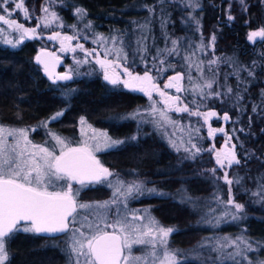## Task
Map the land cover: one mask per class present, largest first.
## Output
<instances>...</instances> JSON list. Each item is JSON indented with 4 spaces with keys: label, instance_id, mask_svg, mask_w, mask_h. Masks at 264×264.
I'll list each match as a JSON object with an SVG mask.
<instances>
[{
    "label": "trees",
    "instance_id": "1",
    "mask_svg": "<svg viewBox=\"0 0 264 264\" xmlns=\"http://www.w3.org/2000/svg\"><path fill=\"white\" fill-rule=\"evenodd\" d=\"M48 1L23 0L28 17L38 23ZM58 1L68 23L77 21V9L83 10V24L89 27L76 32V44H86L91 50L100 37L113 40L126 50L125 66L135 72L147 69L160 83L174 72H183L187 78L190 75L201 87L206 81H215L211 89L203 88L204 95L197 90L180 95V99L189 112L215 111L217 116L209 122L203 116L191 118L193 128L199 129L194 138L196 147L193 152L176 153L153 121H143L144 115L134 116L148 108V102L120 85L107 83L91 60L86 68L92 71L86 77L78 78L75 73L64 83L50 82L36 63L44 48L37 38L17 48L0 44L1 124L33 126L37 129L33 138L43 142L45 131L74 139L84 117L112 138L124 141L99 154L114 177L123 181L135 178L162 193L145 195L130 204L145 208L161 226L175 229L169 236V247L181 251L182 264H212L219 254L206 253V248L198 245H205L217 234L234 237L242 231L259 250L250 255V261L236 260L264 264V39L247 38L264 27V0ZM174 47L176 51H171ZM188 54L196 69L180 62ZM216 58L217 64H208ZM209 92L222 95L209 96ZM57 112L63 115L51 120ZM189 112L188 119L194 116ZM225 113L230 117L226 121ZM42 122H47L46 126H41ZM210 122L211 128H223L224 134L232 137L239 164L217 165L216 151L223 139L207 136ZM196 148L201 151L193 158ZM225 173L231 185L225 181ZM109 197L106 189L89 185L76 199L78 203H93ZM229 199L244 206L237 221L223 224L217 223L213 214L207 216L220 204L234 209L227 203ZM69 238L70 233L45 238L18 232L6 242V264H69ZM224 264L233 261L225 260Z\"/></svg>",
    "mask_w": 264,
    "mask_h": 264
},
{
    "label": "snow or ice",
    "instance_id": "2",
    "mask_svg": "<svg viewBox=\"0 0 264 264\" xmlns=\"http://www.w3.org/2000/svg\"><path fill=\"white\" fill-rule=\"evenodd\" d=\"M9 0H3V5H7ZM243 3V0H241ZM22 7V4H17L16 9ZM5 12L8 10L5 8ZM48 13V8L43 9ZM77 14L82 15L83 10L77 9ZM8 15H11L8 12ZM27 16V11H25ZM53 19L56 18V13L52 12ZM232 19V17H229ZM0 21L21 31L19 40L15 41L18 45L25 38H31L35 35L36 29L24 28L23 25L16 21L9 20L5 15H0ZM52 20L44 18V25L48 26ZM198 23V21H197ZM39 27V25H37ZM58 34L53 35L50 39H56ZM264 39V27L258 31H252L248 34V40L256 38ZM72 37H64V40H71ZM115 39V38H113ZM215 35L211 37L214 44ZM7 44H13V41H5ZM173 45L177 43L172 42ZM82 48V45H77ZM203 48V44L200 45ZM63 46L61 51H66ZM112 50L105 51L107 57ZM171 51H176L175 47ZM44 55L52 57V53H44ZM92 55V53H88ZM117 59L120 58L119 50L116 52ZM58 63L59 58L55 57ZM126 59V56H125ZM37 62L44 65V71L50 79L55 83L57 80H69L71 75L65 73L63 75H54L50 70L49 63L41 58L36 57ZM219 62V58L209 60V65H214ZM79 63V62H78ZM101 68L104 69V79L111 85L123 84L125 88L145 92L150 98L152 93L158 94L165 98L164 103L171 107L179 97L167 96L166 92L159 89L154 83V78L146 69L144 74H133L127 68H124V73L127 79H120L116 74H109L108 67L111 61L97 60ZM183 79L182 74L177 73L175 76L169 77L165 88H175L177 92L184 91L179 86V82ZM191 82V76L188 77ZM215 81H206L204 86L195 85L193 91L199 90L200 95H204L203 88L211 89ZM231 88L227 89L230 93ZM209 96L220 97V92H209ZM239 99V97H238ZM177 112H189L188 107H176ZM157 110L152 109V114L155 115ZM160 117L163 123H174L168 117L166 111H160ZM190 115L203 116L207 122L209 118L217 116L215 111L200 112L199 110L189 112ZM63 115V112H57L52 116L51 120H57ZM134 115H139L136 113ZM224 120L230 119L225 113ZM81 124H86L84 117L80 118ZM47 122H42L41 126H46ZM158 125L160 121L156 122ZM91 128V125H88ZM34 131L35 129H31ZM30 129H15L4 125H0V264H6L9 260V253L6 248V242L9 241L17 232H26L33 234L41 233H70V244L68 246L69 264H182L180 250L169 247V236L175 231L174 228H165L152 217H147L148 223L136 225L135 220H144L145 217L133 216L130 221L127 216H122L120 208L127 198L132 193L142 190V182H132L125 184L122 180H117L113 185L109 177L113 173L97 159L95 153L102 150L115 148L124 143V141L112 140L106 132H98L92 129L91 141L85 139L78 147H69L65 138L52 134V139L55 144L49 147L33 144L28 138ZM196 131H199L197 129ZM223 132L224 129H211L209 136L214 132ZM82 134L84 129H81ZM13 138V143L10 145L8 138ZM132 139H135L133 137ZM231 137H228L230 140ZM228 140L225 142L223 151H216V163L220 167H224L225 163L229 167L233 164H239L240 161L234 151L235 145L229 148ZM59 146V154H56V147ZM175 147V143L173 142ZM195 148V145H192ZM185 151H189L185 149ZM201 149L196 148V152L192 153L194 158ZM213 172L216 169H212ZM225 181L231 185L232 181L228 179L227 173L224 174ZM73 182L80 187L74 189ZM239 182V181H237ZM107 184L109 187H114L113 199L103 203H78L76 197L79 196L80 190L89 185ZM60 187L61 190L49 191L50 188ZM149 192L155 193V189H148ZM124 197V201L118 198ZM233 205L236 214L225 213V216L231 215L232 220L239 218V213L243 209V205L234 203L231 199L227 202ZM111 205H116V218L109 223ZM90 210V214L94 216L93 220H89L88 215L81 217L80 210ZM219 221H217L218 223ZM80 223L77 228L76 224ZM87 228L88 231H84ZM111 228L112 231L106 229ZM134 246H142V254L134 255ZM207 246L210 251H214L219 255L212 264H224L225 260L233 261V264H241L236 260L237 256L243 257L246 251L252 248L251 243L244 237L230 239L227 237L218 238L215 242L208 245H198L199 248ZM231 247L232 251H227Z\"/></svg>",
    "mask_w": 264,
    "mask_h": 264
},
{
    "label": "rangeland",
    "instance_id": "3",
    "mask_svg": "<svg viewBox=\"0 0 264 264\" xmlns=\"http://www.w3.org/2000/svg\"><path fill=\"white\" fill-rule=\"evenodd\" d=\"M12 2V3H11ZM10 4V5H9ZM17 4H22V7L19 9H16V5ZM10 6V7H9ZM47 7L48 8V13H45L44 11L42 12L38 23H36V21H34L33 19L28 17L25 15V7L23 4V0H9V3L7 5H3V0H0V15H5L7 19L9 20H13L16 21L18 24L23 25L24 28H28V29H36L35 35L31 38H25L24 40H22V42L18 45H15V41L20 39L21 36V31L10 27L9 25L5 24L3 21H0V44L2 45H6L9 46L11 48H17L19 47L22 43L29 41V40H34V39H40L43 43V49H49L52 51H55L57 53L58 56L62 57L64 59V64H66L65 69H61V71H63L64 73H69L71 75V77H74L75 73H77V77L78 78H82V77H86L87 75L91 74V68L87 69V65H89V61L91 60L95 66L100 69V64L97 63V60H113V65H114V71L117 72V70H123L124 68L128 69V66H125L122 63V60L125 59L126 56V50L124 49V47L118 46L116 44H114L115 42H113V40L110 39H106V38H101L97 39L96 41H94V47H91L92 49L89 50V48L86 47V44L82 45L83 47H77L78 44L75 43V39L78 38L76 32H84V30L86 29V27H89V25H84L83 24V16L77 14L76 19L77 21L75 22H66L65 19L63 18V16L60 13V9L62 8V4H60V2L58 0H49L46 5L44 6V8ZM7 9L8 12L11 13V15H8V12H5L4 9ZM55 12L56 13V18L53 19L51 16V13ZM47 17V19L52 20V22L50 24H48V26L44 25V18ZM81 26H80V25ZM37 25H39V27H37ZM58 36L56 39H50V37H52L53 35L57 34ZM72 37L71 40H64V37ZM7 40H11L13 41V44H7L5 43V41ZM62 42H63V46L68 49L66 51H61V47H62ZM53 47V48H52ZM111 49L112 51L109 53V55L107 57H105L104 53L105 51ZM119 50L120 52V58L117 59L116 56V52ZM41 51V50H40ZM39 51V52H40ZM88 53H92V55H88ZM183 60H180V62H184L185 65L188 64L189 67H191V69H196V66H194V60H192L188 55H184L183 56ZM66 59H68L69 62H66ZM79 62V63H78ZM119 64V65H118ZM121 64V65H120ZM175 73V72H174ZM168 78L165 79L162 83H164L165 81L168 82ZM196 81V80H195ZM195 81H193L192 79V86L194 87L197 84V81L195 83ZM166 83V82H165ZM187 76H184V83L181 86L182 89H184V91L178 92L179 95V99H180V95L182 96H187L190 93H194L192 90V86H191ZM158 94V92H157ZM186 104L185 102L181 99V102H176L175 104H173L171 107H169L168 105H165V103H161L160 102V97L159 94L157 97H151L148 101V108L146 109H141L139 110L137 113H139V115H141V117L144 115V117H142L141 119L144 121H150V122H154L161 130H162V134L164 139L167 141V143L171 146V148L173 150L176 151V153H178L179 151H183V153L185 152V149H188L189 151L192 150V152L194 151V148L192 147V145H194V138L198 135V132L196 131V128H193V125L191 123V118L196 117L191 116L188 119V112H177L175 111L176 107H184ZM187 106V105H186ZM155 108L157 110V112L155 113V115L152 114V109ZM160 111H166L168 114V117L170 118L171 121H173L174 123H163V121L161 120L160 117ZM136 114V113H135ZM139 115H134L136 116V118H140ZM190 116V115H189ZM212 118V117H211ZM209 118L207 122H209V120L211 119ZM224 120V119H223ZM86 124H79V130L77 132V136L73 139V138H69V137H65L60 135L58 132L55 131H45V135L44 136V140L43 142L37 141L33 138V134L34 132H36V128L35 127H30V126H10V125H4L1 124L0 125H4L10 128H15V129H21V128H25V129H30L29 133H28V138L32 141L33 144L36 145H42L45 147H49L51 149V146L53 144H55V140L52 139V134L54 133L57 136H60L61 138H65L66 141L68 142V146L69 147H78L80 146V144L85 140L88 139L89 144L92 143L91 141V136H92V129L97 130L98 132H106L100 128H97L96 126H94L93 124H91L88 120H86ZM160 121V124L158 125L156 122ZM226 121V120H224ZM88 125H91V128H88ZM84 129V133L82 134L81 129ZM31 129H35L34 131H32ZM214 129V128H211ZM209 130L210 128L207 127V136L215 139L216 137H222L223 142L220 144L218 151H223V146H225V142L226 140H228V137H231L230 135H225L222 132L216 131L214 132L213 135L209 136ZM107 133V132H106ZM108 134V133H107ZM109 136V135H108ZM112 140H118V139H114L111 136H109ZM122 141V140H119ZM8 142L11 145L13 143V138L9 137L8 138ZM173 142L175 143V147L173 146ZM233 144V140L232 137L230 140H228V147L231 148ZM119 146V145H118ZM109 150V149H106ZM106 150H102L100 152L95 153L97 159L100 160V162L103 164L104 167L108 168L101 160L99 154L106 151ZM56 154H59V146L56 147L55 149ZM235 151V148H234ZM227 164V163H226ZM122 180L120 179L118 176H111L109 177V180L112 181L113 185L116 184L117 180ZM123 181V180H122ZM138 180L134 179H130L128 181H124L125 184H129L132 182H135ZM140 182V181H138ZM80 187L78 184H76L75 182H73V188L76 189V187ZM94 186L106 189L109 194L110 197L106 200H101L98 201L100 203H103L105 201H111L114 197H113V192L115 191L114 187H109L107 184H95ZM55 188V187H53ZM148 189H152L147 187L145 184L142 183V190L140 192H133L131 196H129L126 200L125 203L122 204L121 208H120V213L122 216H127L128 219L131 221L133 216L136 217H145L144 220H135L133 221V223H135L136 225H141V224H147L148 220L147 217H149L148 215V211L145 210V208H141L140 206H133L131 207V204L133 201H137L139 199H141L143 196H148L150 194H153L151 192L148 191ZM49 191H51L49 189ZM53 191V190H52ZM162 194L159 191H155L154 194ZM120 201H124V197H119L118 198ZM94 203V202H93ZM134 203V202H133ZM132 203V204H133ZM214 207V208H213ZM211 208V211L207 214V216L210 214H213V218H215L216 222L219 221L218 223H226V222H231V221H237L236 220H232L231 219V215L225 216V213H232V214H236L235 209H231L228 208L226 204H220L218 206H213ZM80 216L78 217V221L81 219V217L88 215L89 220H93L94 216L92 214H90V210L84 209V210H80ZM215 211V212H214ZM239 216H241L240 214H238ZM116 218V205H111L110 207V215L108 218V222L111 223L114 221V219ZM80 227V225L78 226ZM77 227V228H78ZM107 231H112L111 228L106 229ZM86 231H88V229L86 228ZM244 231H242V234L238 235V236H230V235H219L217 234L216 236H214V238H212L211 240L209 239L205 245H208L211 242H215V240H217L218 238H230V239H236L237 237H243L242 235ZM68 243L71 242L70 238L68 239ZM252 248L250 251H246L244 256H237L236 258H240L246 261H250L251 257L250 255L258 252V248L256 247V245H254L253 243H251ZM206 249H204L206 251V253L210 252L211 254H213L214 251H210L209 248L207 246H205ZM233 249L231 247H229L227 249V251H232ZM197 253H200V250L196 251ZM133 254L134 255H141L142 254V246H134L133 248Z\"/></svg>",
    "mask_w": 264,
    "mask_h": 264
},
{
    "label": "water",
    "instance_id": "4",
    "mask_svg": "<svg viewBox=\"0 0 264 264\" xmlns=\"http://www.w3.org/2000/svg\"><path fill=\"white\" fill-rule=\"evenodd\" d=\"M44 53H52L53 56L52 57H49V56L44 55ZM38 55H40L42 59H44L45 61H47L49 63L50 70L53 71V74L54 75H63V74H65L63 71H61L62 67L64 66V59L62 57L58 56L55 51H52V50H49V49H44V50H41L40 52H38L37 56ZM55 57H58L59 58V62L58 63L55 61V59H54ZM36 63L41 66L45 77L50 82L54 83L53 80L49 78V76L47 75V73H45V71H44V65L41 64V63H39V62H37V60H36ZM177 73H180L183 76V79L179 82V86L181 87L183 85V83H184V73L183 72H175V73H172L169 77L175 76ZM71 79H72V77H71ZM66 81H68V80H57L55 83H64ZM155 84L157 86H160L159 83H155ZM174 91L177 94L176 96H178V92L176 91L175 88H174ZM224 148H225V146H223V149ZM108 169L110 170V168H108ZM38 235H40L42 237H45V238H58V237H62L64 235H66V234L65 233H41V234H38Z\"/></svg>",
    "mask_w": 264,
    "mask_h": 264
},
{
    "label": "flooded vegetation",
    "instance_id": "5",
    "mask_svg": "<svg viewBox=\"0 0 264 264\" xmlns=\"http://www.w3.org/2000/svg\"><path fill=\"white\" fill-rule=\"evenodd\" d=\"M53 48V47H52ZM109 61H111L112 63H111V65L108 67V72H109V74L111 75V74H116V75H118L119 77H120V79H127L128 77H127V75L124 73V71L123 70H117V72L116 71H114V65H113V60H109ZM119 65V64H118ZM121 65V64H120ZM100 72H101V74H102V78L104 79V69L103 68H101V66H100ZM128 70L129 71H131L134 75L135 74H139V75H143L144 74V72H135V71H133L131 68H128ZM150 74V73H149ZM151 75V74H150ZM152 76V75H151ZM153 77V76H152ZM154 78V77H153ZM167 78H169V76L167 77ZM105 80V79H104ZM106 81V80H105ZM166 83H168L167 81H165ZM160 83V82H158L155 78H154V83H159L160 84V86H158L159 87V89H161V90H163V91H165L166 92V94H167V96H172V97H176V92L174 91V88H168V89H166L165 88V84L166 83ZM107 83H109L108 81H107ZM110 84V83H109ZM120 86H122V87H124L123 86V84H120ZM125 88V87H124ZM125 89H127V90H129V91H131V92H133V93H135V94H137V95H140L141 97H142V99L143 100H145L146 101V103L149 101V99H150V97L145 93V92H141V91H134V90H131V89H128V88H125ZM158 96V94H157V92H153L152 93V96L151 97H157ZM159 97H160V102L161 103H164V99L165 98H163V97H161L160 95H159ZM178 97H179V95H178ZM176 102H181V99H179L178 101H176ZM212 127V124H211V122L209 123V128H211ZM222 133H224V131L222 132ZM236 153V152H235ZM22 232V231H21ZM18 233V232H17Z\"/></svg>",
    "mask_w": 264,
    "mask_h": 264
}]
</instances>
